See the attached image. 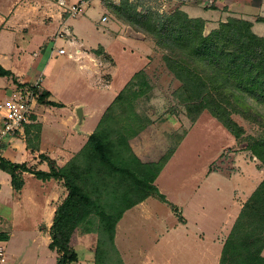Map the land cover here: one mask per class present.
Here are the masks:
<instances>
[{
    "label": "rangeland",
    "instance_id": "374dc122",
    "mask_svg": "<svg viewBox=\"0 0 264 264\" xmlns=\"http://www.w3.org/2000/svg\"><path fill=\"white\" fill-rule=\"evenodd\" d=\"M4 1L0 0V3ZM60 1L58 0V3ZM180 1L185 3L187 0H130L138 9L150 8L160 14L180 9ZM189 1L214 9L223 5V0ZM224 6H228L225 1ZM62 9V15L69 17ZM106 9L104 14L111 18L110 9ZM223 12L225 9L213 14L212 19L191 18H200L205 22V34L218 28L221 22L235 18L251 22L253 31L259 36H264V22L259 20L264 16L257 14L249 20L236 16L237 13L232 11L235 15L229 14L221 21L220 15H224ZM232 12L230 13L233 14ZM96 15H100L99 11L91 7L81 16L73 17L74 28L79 20L88 22L89 18L93 19ZM101 24L105 26L106 23ZM87 25L89 29L85 31H79L77 27L76 36L82 38L85 47L98 49V68V62H90V57L78 59L77 47L72 43L75 39L72 40L71 30L64 29V24H60L59 30L46 43V50L36 68L33 66L36 57L32 52L24 51L21 58L11 55L8 63L14 69L18 83L11 77H0V86L4 84L3 95L0 91V103L21 92H32L33 89L29 86L33 85L39 92L43 88L50 90L58 102L66 104H43L34 94L32 115L35 118L40 115L42 122L38 119L37 122L33 121L30 117L31 121L27 124H39L40 140L35 137L38 128L32 127L29 135L24 132L15 138L1 140L0 155L5 156L4 151L8 150L10 160H19L42 170H47L49 165L41 154L52 156L59 165L67 163L85 144L88 137L86 133L90 134L96 129L114 96L118 95L137 71L144 70L150 88L143 96L137 98L134 108L149 121H144L145 128L131 137L129 142L143 163H157L175 149V153L155 181L169 203L156 197L148 198V216L145 219L138 216L135 208L130 210L121 221L115 246L123 264L125 262L122 254L126 264H220L223 240L227 239L235 224L234 222L231 229L220 231L224 207L231 201L235 190H238L242 197L237 206L245 204L243 200L249 197L264 178V173L260 171L264 165L247 146L249 136L256 135L258 127L240 115H233L245 131L241 139L237 140L208 110L202 111L193 121L184 104L176 97L181 82L167 68L165 52L157 47L151 38L146 36L154 42L153 49L146 58L139 50L133 49L125 38L110 39L107 34L104 35V26L95 27L89 23ZM53 30L47 36L52 34ZM37 34H45V27H38ZM18 42L23 46L27 45L22 39H18ZM101 44L106 46V51ZM61 48L65 50L66 55L59 53ZM25 76H31L33 80L22 86L19 83ZM108 85L109 89L102 87ZM81 107L85 118L84 123L79 124L78 110ZM115 113L120 120L123 119V109L120 106L116 107ZM78 130L82 133H74H78ZM41 139L43 145L40 148ZM235 168L239 169L236 170L239 173L236 178L230 179L226 172L228 174L235 171ZM23 176L25 185L22 193H18L12 187L11 176L0 169V232L8 234L11 230L13 233L5 245L7 257L12 253L17 254L16 263H20V257L23 259L29 255L24 251L34 235L35 227L49 219L46 201L54 200L57 207V201H63L68 193L60 181L40 180L29 172ZM201 203L206 206V215L197 210V204ZM182 214L189 218L188 227L176 228L183 219ZM133 215L135 216L132 217ZM97 223L98 218L95 217L90 226L96 230ZM222 233L220 241H215L214 239ZM73 235L75 236H72L71 243L78 252V261L82 264L92 261L95 264L99 233L85 232V227H79ZM167 239L173 241L169 242ZM106 248L109 251L110 248ZM39 251L46 257V264H57V252L44 243L39 246ZM119 256L110 251L105 264H119ZM32 257L29 255L26 263H30ZM237 260L235 255L229 256L227 264H235Z\"/></svg>",
    "mask_w": 264,
    "mask_h": 264
},
{
    "label": "trees",
    "instance_id": "16d2710c",
    "mask_svg": "<svg viewBox=\"0 0 264 264\" xmlns=\"http://www.w3.org/2000/svg\"><path fill=\"white\" fill-rule=\"evenodd\" d=\"M102 3L116 19L143 32L165 52L167 68L181 82L176 97L193 121L208 110L237 140L245 131L233 115L257 126L258 133L249 136L247 146L264 165V36L253 31L252 23L231 18L205 34V22L191 18L181 9L160 14L150 8L138 9L130 0ZM259 20L264 22V18ZM0 77H11L18 83L17 76L1 64ZM29 87L41 103L62 106L48 100V90L39 92L36 86ZM149 88L146 72L137 71L103 113L83 147L62 166L47 154L41 157L48 162V170L0 155V169L11 176L18 193L25 185V172L44 181L58 180L67 188L49 229V247L58 254L57 264L78 262L71 239L79 227H85V232L99 233L95 264H105L110 251L119 256L116 227L127 210L149 197L169 203L155 181L175 149L157 163H143L129 142L145 128L144 121H149L134 108L137 98ZM117 106L123 109L122 120L115 113ZM31 117L36 120L34 115ZM32 127L38 128L35 137L39 141V124H26L25 132L29 135ZM95 217L96 230L90 226ZM6 234L0 232V239L7 240ZM263 249L264 178L243 205L225 240L220 264H227L233 255L238 259L235 264H264ZM119 264H123L120 256Z\"/></svg>",
    "mask_w": 264,
    "mask_h": 264
},
{
    "label": "crops",
    "instance_id": "0c3cea01",
    "mask_svg": "<svg viewBox=\"0 0 264 264\" xmlns=\"http://www.w3.org/2000/svg\"><path fill=\"white\" fill-rule=\"evenodd\" d=\"M111 1L117 3L120 0H111ZM224 1L226 5L228 4V6H224ZM254 1L255 2L252 3L250 2V0H223L221 1L223 2V5L219 9H214L209 6L208 8L202 5L198 6V5L191 3L189 0H187L185 3L182 1L178 3H179L180 9L187 12L190 17H202L205 19H208V18L212 19L213 14L218 13L219 11L221 12V10L225 9V12H223L224 15L223 14L220 15L221 21H224L225 19H223V17H227L229 14L235 15V13L233 12L237 13L236 16L238 17L242 16L245 19H249V20H252L253 16L257 14L259 16H264V0H257V1L254 0ZM64 2H66L67 4H75V3L82 4L83 14L86 12V10H88L91 7L99 11L100 15H96V17H93V19L89 18L90 22L89 21L86 22L84 19L79 20L78 25H77L79 31L88 30L89 27L87 23H89L90 25L94 24L93 26L95 27L102 25L101 18L102 16L105 15L104 13H106V10H107L106 7L103 5L102 0H64ZM61 9L62 7L59 5L58 0H14V1L5 0L4 2L0 3V64L4 65L5 68L7 67V69H9L11 67H10V63L8 62L12 54L13 56L16 55L18 58L19 57L21 58L24 51L25 52L29 51V52H32V54L36 57V61L33 63V66L36 68L38 66L39 59L43 56V53L46 50V45H47L46 43L53 37V35L57 32V30H59L60 24H64V29H66L67 31L71 30L70 37L72 38V40L75 39L74 41H72V43L75 44L77 47L76 55H78V59H81L84 57H87V58L90 57V60L92 58L90 62H95V61L98 62V66H96L98 68L99 62H100V55H98V52H97L98 49L94 47L84 46L82 38H79V37L77 38L76 36L78 31H77V27L74 28L73 19L70 17H67L66 15L63 16ZM226 9H228L229 11H226ZM230 12H232L233 14H231ZM81 15L82 14H80L79 16ZM110 16L111 18L109 17V21L104 22L106 23L105 26L102 25L104 26V31H105L104 35L107 34L108 38L110 39L119 38V37L125 38L126 41L128 40L129 45L133 47V49L139 50L147 58L153 49L154 42L152 40L150 41L149 39H147L144 33L136 31L131 26H128L124 24L123 22H121L120 20L113 17L111 13H110ZM41 26L45 27V34L40 35V34H37V30H38V27L41 28ZM52 30H53L52 34H49L47 36V34L51 32ZM18 39H22L24 43L27 42V45L23 46L21 43L18 42ZM101 47H103L106 51V46L104 44H101ZM9 51H10V54H9ZM64 55H66V52L64 53ZM93 56H96L98 59ZM3 61H5V63H3ZM10 70L16 75V73L13 71L14 70L13 68H11ZM3 78H7V77H3ZM32 80L33 79L31 78V76H25L21 80V83H31ZM96 84L99 85V81H97ZM109 86L110 85L106 87L104 86L102 87L105 89H109ZM3 88H4V84L0 86L1 93H2ZM99 88H100V85L98 86V89ZM43 90H48V89L43 88ZM48 91L50 92V96L48 97L49 101H55L62 105L66 104V103L63 104L62 102H58V99L54 97L52 92L50 90ZM116 96L117 95H115L113 99H115ZM76 103L79 105L82 104L79 102H76ZM42 106H45V105H42ZM80 110H81L82 116L81 117L79 116V110H78V118H79V124H82L84 123L85 113L82 107ZM36 119L41 121L40 115H38ZM78 131H79L78 133L77 132H74V133L76 134L82 133L80 130ZM90 134L86 133V136H89ZM42 145H43V141L41 139L40 148L42 147ZM7 153H9L8 150L4 151V154H3L5 155L4 157H8V159H11L7 155ZM13 161L21 162L19 160H13ZM253 169L257 171L256 167H254ZM236 170L239 171V169L235 168V171L233 170L232 172H229L228 174L226 172L227 177H229L230 179H232L233 177L236 178V175L239 173ZM260 171L264 173V168H261ZM50 180H55V179H50ZM0 187H1V184H0ZM252 193L249 195V197L252 195ZM249 197H247L243 201L246 202ZM241 199H242L241 194L238 192V190H235V193L231 196V201L229 200L228 205L225 206L223 209L224 210L223 219H222L223 222H222V226L220 227V231H223L228 228L231 229L232 225L234 224L238 214L240 213L244 205L242 203L241 205L237 206ZM147 200L148 198L144 200L143 202L135 205L131 209L127 210L124 213L123 217L130 210L135 208V211L138 213V216H140L142 219L147 218L148 216L147 215V212H148ZM46 202H47V208H48L47 210L49 213L48 215L49 219L45 220L44 223H41L40 225L35 227L34 235L31 238V241L29 245L27 246L26 251H24L25 253H28L30 256H33L30 259L31 262L26 263V259L29 257V255L24 256L23 254L24 257L23 259H21L20 257V263H16L15 259L18 256L17 254L12 253L11 256L9 255L8 257V264H46V257L42 256L41 252L39 251V246H42L44 243L46 246L49 247V244L51 241V237L49 235V229L53 221L54 212L57 208L56 207L57 203H55L54 200L50 201L48 199ZM57 202L60 204L62 201H57ZM197 205H198V208H197L198 212L202 213L203 215H206V211L204 212V209L206 208V206L203 203L197 204ZM134 216L135 215H133L132 217ZM123 217L121 218V220L119 221L116 227V235H115L116 245H117L116 241H117L118 231H119ZM188 224H189V218L187 215L184 214L181 223H179L176 226V228L188 227ZM221 235H223V233L220 234L218 237H216L214 240L219 242ZM12 236H13V233L10 230V232L7 234L8 238L7 240H5V244L10 240ZM74 236L75 235H73V237ZM167 240L169 242L173 241V239H167ZM224 242L225 241L223 240V245H224ZM262 255L264 256V249L262 251ZM122 257L126 264V260L123 254H122ZM220 258H221V255H220ZM220 258H219V263H220ZM88 262H89L88 264L94 263L92 261H88ZM77 264H82V262L78 261Z\"/></svg>",
    "mask_w": 264,
    "mask_h": 264
},
{
    "label": "built area",
    "instance_id": "2783aa9c",
    "mask_svg": "<svg viewBox=\"0 0 264 264\" xmlns=\"http://www.w3.org/2000/svg\"><path fill=\"white\" fill-rule=\"evenodd\" d=\"M59 3L64 12L68 13L71 18L83 12V6L80 3L66 4L62 0ZM101 21H109L108 15L102 16ZM59 53L64 54L65 50L61 48ZM33 103V91L21 92L19 95L0 103V141L15 138L25 132L26 124L31 121ZM1 220L0 216V226ZM0 264H8L6 245L3 239H0Z\"/></svg>",
    "mask_w": 264,
    "mask_h": 264
},
{
    "label": "water",
    "instance_id": "95a60500",
    "mask_svg": "<svg viewBox=\"0 0 264 264\" xmlns=\"http://www.w3.org/2000/svg\"><path fill=\"white\" fill-rule=\"evenodd\" d=\"M79 116L81 117L82 116V113H81V110L79 109Z\"/></svg>",
    "mask_w": 264,
    "mask_h": 264
}]
</instances>
